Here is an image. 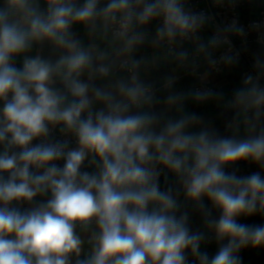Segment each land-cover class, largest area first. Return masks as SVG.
I'll list each match as a JSON object with an SVG mask.
<instances>
[{"label":"clouds","instance_id":"clouds-1","mask_svg":"<svg viewBox=\"0 0 264 264\" xmlns=\"http://www.w3.org/2000/svg\"><path fill=\"white\" fill-rule=\"evenodd\" d=\"M45 3L42 11L39 0H0V264H73L74 258L75 264H241V249L264 246V225L237 222L264 214V177L225 171L238 161L264 168V128L238 140L189 132L194 115L164 121L144 110L153 93L135 71L140 61H132L128 79L98 86L94 81L111 77L113 64L71 30L82 24L95 32L99 22L107 33L116 25L114 36L125 38L127 52L143 43L137 25L162 18L157 40L173 41L195 33L204 18L186 12L181 0ZM45 41L61 50L58 59L24 55ZM244 83L250 86L236 93L235 103L259 120L264 88L251 77ZM178 99L170 95L167 102ZM56 127L77 147L48 140ZM86 160L93 172L82 170ZM158 165L178 178L188 200L202 207L207 197L220 210L218 219H206L220 243L214 257L201 251L205 233L190 230L186 212L178 215L173 190L161 189ZM37 196L50 198L17 206ZM93 225L85 253L76 229Z\"/></svg>","mask_w":264,"mask_h":264},{"label":"crops","instance_id":"crops-1","mask_svg":"<svg viewBox=\"0 0 264 264\" xmlns=\"http://www.w3.org/2000/svg\"><path fill=\"white\" fill-rule=\"evenodd\" d=\"M187 1L189 0H181L182 6ZM39 5L42 11H46L45 0H39ZM259 11H264V0H246L245 17L247 19H255ZM159 19H153L146 25H137L134 28L135 32H142L144 34V40L143 43L134 45L127 52L123 51L125 38L112 36L109 33V29L105 33L103 26L99 22L95 32H90L85 25L75 24L74 37L84 46L95 44L99 51L107 53L108 59L105 63L113 64L111 77L106 79L97 78L94 83L98 86L111 87L116 81L127 79L120 71L122 60L129 59L131 62L140 61L139 67L135 69L139 80L145 85L158 89L157 98L150 106H145L144 110L160 115L164 121L194 115L197 120L189 126L187 129L189 132L197 133L201 130H208L213 132L217 137L235 138L238 140L245 139L250 134L255 135L261 128H264V115L259 120H256L253 110L245 112L242 107L235 103L236 93L250 86L244 83L246 80L244 77L246 66L243 64L230 63L226 71L221 75H213L209 73L207 68L202 69L201 72L208 75L207 81L215 88L216 92L204 104L194 101L192 94L198 78L196 74L186 75L182 65L189 61V55L192 52L198 53L207 62L212 55L207 47L209 34L203 33L199 35L191 44L181 43L179 36H177L175 39L177 40L176 54L172 58L168 54L167 48L156 41ZM201 45H204L202 50L200 48ZM60 51L51 45L50 42L45 41L42 44H34L32 49L24 55L30 57L39 55L43 59L55 61L58 59ZM181 53H186V55L181 57ZM245 54L255 67L261 69L264 66L263 46L252 44L245 49ZM22 63V56L15 61L17 67H22ZM82 79L87 80V75L82 77ZM167 83H170V86L163 88ZM57 87L62 86L58 84ZM170 95L179 97L176 103L169 104L167 102V98ZM0 107H2V103H0ZM252 125H255L254 129ZM0 151H3V146H0ZM247 165H256V167L264 169L251 161H238L234 165L226 166L225 171L229 173L231 169L235 174H238ZM33 171L35 170L33 169ZM6 176L7 174H5V178ZM160 187L162 190L167 188L173 190V195L176 197L179 205L178 215L186 212L189 217L188 224L190 230L205 233L207 239L211 229L208 227L206 219H218L221 215L220 210L215 208L207 197L203 198L202 207L188 200L176 176H170L163 180L160 183ZM49 198L50 196H37L32 205L28 202H23L17 206L21 210H25L39 203L41 200ZM205 213H208L207 217ZM237 222L249 225H264V214L256 213L250 217L241 216L237 218ZM94 230L95 226L89 230H82L80 227L76 229L85 242V253L91 249L88 241ZM204 243L201 244V251H206ZM223 243H227V241ZM219 247L220 243L214 238L211 247L206 251L210 258L215 256ZM238 255L241 258V264H264V246L252 247L249 245L241 249ZM192 259L189 255V260L191 261ZM73 264H75V258L73 259Z\"/></svg>","mask_w":264,"mask_h":264},{"label":"built area","instance_id":"built-area-1","mask_svg":"<svg viewBox=\"0 0 264 264\" xmlns=\"http://www.w3.org/2000/svg\"><path fill=\"white\" fill-rule=\"evenodd\" d=\"M183 8L190 14L202 16L204 23L195 33L190 34L188 37H179V41L183 44H191L199 35L208 33L207 47L212 53L206 62L201 58V55L192 52L189 55V61L182 65L186 75L196 74L198 78L192 94L196 103H206L216 92L215 88L207 81L208 75L201 72L204 68H207L209 73L213 75H221L226 71L230 63L243 64L246 66L244 77L246 79L251 77L253 84L264 88V66L261 69L255 67L245 54V49L252 44L264 47V11H259L253 20L247 19L245 17L246 0H189L183 5ZM162 23V18H160L158 26H162ZM116 29V25L109 26V33L114 36ZM71 30L73 33L75 32V24ZM213 41L216 42L213 43ZM158 42L167 48V52L172 58L175 56L177 40H159ZM120 71L128 79L132 74V62L129 59L122 60ZM169 86L170 83H167L163 88H168ZM151 89L154 101L157 98L158 89L155 87H151ZM198 92L208 93V95L198 99L196 96ZM48 140L67 141L70 148L77 147L75 138L71 134L61 133L59 127L51 130ZM40 142V140H34L32 143L37 144ZM58 163L61 166L63 165V161ZM157 167L160 171L159 184L166 178L175 176L163 166L158 165ZM82 170L94 171L93 168L88 167V160L85 161V166ZM232 172L230 169L229 173ZM254 173H259L261 177H264V169H260L256 165H247L236 175L238 177H247ZM214 238L215 232L210 230L204 243L206 251L211 247Z\"/></svg>","mask_w":264,"mask_h":264}]
</instances>
